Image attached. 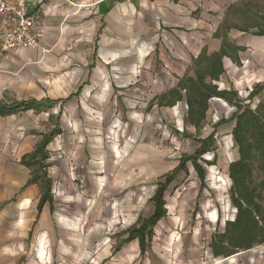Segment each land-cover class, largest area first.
I'll use <instances>...</instances> for the list:
<instances>
[{
	"label": "crops",
	"instance_id": "1",
	"mask_svg": "<svg viewBox=\"0 0 264 264\" xmlns=\"http://www.w3.org/2000/svg\"><path fill=\"white\" fill-rule=\"evenodd\" d=\"M8 1L12 2V0ZM240 1L29 0L27 2L26 9L34 17L35 27L43 32V37L39 46L32 50L20 49L7 54H2L0 51V104L34 102L41 103L42 107L38 111L32 109L5 117L0 116V264L102 263L96 253L106 255L105 252L104 254L100 252L105 248L104 231L102 227H87V217H91L92 213L87 215L85 211L79 210L54 212L50 210L48 203L38 210L41 190L37 184H27L30 170L22 165V158L32 154L41 143L42 136L51 133L58 125L60 133L45 147L48 154L47 176L53 186V176L49 175L48 171L54 169L56 174L67 183L63 187L67 186L68 189L70 167L67 158L72 156L75 150L79 153L90 147L91 154L97 155L98 158L101 157L100 154H104V149L99 147L101 146L99 143L89 142L91 138L101 137L99 124L103 121L110 126L107 133H109L108 139L111 140L110 144H105L107 147L105 153L115 158L118 136L114 137L117 134V131L113 132L117 120L114 119L115 111L112 108L118 102L119 87L130 88L135 81L140 82L138 77L144 74L153 75L155 82H160L157 89L161 92L154 98L174 89L179 79L174 78L163 68L152 66V63L155 66L156 60L161 56L170 58L166 51L161 54L159 41L161 40L160 43L163 45L167 42L174 51L177 46L180 53L184 52L182 46L184 43L197 56L204 49L209 53L207 48H201L199 53L197 52L198 28L210 27L211 35L215 38L214 33L222 22L226 10ZM218 41L217 49L211 53L220 49L221 42ZM148 59L147 66H143V69L138 67ZM190 63L185 62L180 65L187 70ZM158 72L163 73L159 81H157ZM211 102L227 105L219 99H212L209 105ZM177 104L186 109L184 98ZM71 106L74 108L70 109ZM157 108L171 107L157 106ZM71 117H77L72 122L78 125L72 132L69 130ZM81 122L91 124L90 127L95 131L91 130V134L88 135L81 129H86L88 126L79 127ZM229 142L231 144L233 142L231 132ZM90 145H96L97 148ZM128 147H131L130 143H127L122 151L128 154ZM137 147L143 159V154H148L146 159L148 161L149 146ZM233 147L234 144L231 148ZM237 159L236 149L235 156L229 164L222 167L224 178L215 177V167L212 164L199 163L205 174L202 187L199 182V193L204 188L210 187L213 193H218L216 191L221 189L228 194V199L222 194L219 196L221 198L215 197L216 202L213 201L215 205L228 204L230 214L229 217L226 216V222H232L236 215L230 203L231 182L228 167ZM81 203H84V199ZM200 204L199 209L201 210L202 207L201 214L204 219L211 226L215 225L218 221L217 209L211 208L210 201L206 199ZM79 207H82L80 203ZM181 209L186 211V207ZM90 240L95 244L87 247L86 242ZM174 245L175 243L172 247ZM209 245L211 247V244ZM254 248L230 257H215L210 248L212 255L209 254L208 261L211 264H239L241 260L238 258L244 254H252ZM193 256L197 257V254ZM244 264H254V260Z\"/></svg>",
	"mask_w": 264,
	"mask_h": 264
},
{
	"label": "rangeland",
	"instance_id": "2",
	"mask_svg": "<svg viewBox=\"0 0 264 264\" xmlns=\"http://www.w3.org/2000/svg\"><path fill=\"white\" fill-rule=\"evenodd\" d=\"M252 1L259 5L260 11L263 10L260 2L264 0ZM232 21L239 20L237 18ZM198 31L197 52L199 53L201 48H207L208 54H211L217 49L219 41L211 35L210 27H200ZM227 38L232 47L240 50L236 53L230 51L232 59L223 58L224 74L213 84L220 90L236 92L239 101L255 109L258 102L264 103V37H255L232 29ZM160 41L161 54L166 51L170 58L161 56L156 60L155 66L153 63L152 66L163 68L174 78L181 79L185 75L192 77L194 70L191 64L199 55L194 54L185 43L182 45L184 52L180 53L177 46L174 51L167 42L163 45ZM185 62H191L187 70L180 65ZM148 64L149 59L138 67L143 69V66ZM158 74L157 81L163 76L161 72ZM138 80L140 82L135 81L130 87L134 89L119 87L117 90L118 102L112 108L116 116L114 119L117 120L113 132L117 131L118 134L114 135L115 138L118 136L116 141L118 156L115 153V158L112 157L115 160L105 153L107 152L105 144H110L111 140L108 139L107 133L110 126L103 121L99 124L101 137L91 138L89 142L99 143L101 145L99 147L104 149V154H100L101 157L98 158L97 155L91 154L90 147L79 151L83 152L80 155L75 150L72 156L67 158L70 167L68 189L67 186L63 187L67 183L54 169L48 171L49 175L53 176L52 211L79 210L85 211L87 215L92 213L91 217H87V227H102L104 231L105 248L100 252H103L102 254L105 252L106 255L96 253L102 262L100 264H211L208 261L209 254L212 255L209 244L215 235L223 232L226 216L229 217L230 214L228 204L215 205L213 201L216 202L215 197L222 194L228 199V194L221 189L216 191L218 193H213L210 187L199 193L200 183L190 162L186 163L184 171H178L165 189L162 219L154 227H147L142 234L137 230L149 220L154 211L152 198L157 183L164 182L165 177L178 167L182 157L193 156L200 147L199 141L211 134H214L212 145L200 157V162L205 165L207 162L208 165L212 164L215 167V177L224 178L222 167L229 164L236 153L235 147L231 148L233 142L232 144L229 142V134L234 124L230 118L235 110L227 105L211 102L206 119L201 129L197 131L186 123L184 106L175 104L171 108H157L160 97H154L161 92L157 89L160 82H155L153 75L141 74ZM254 90L258 91L257 96L250 99L249 93ZM260 114L264 119V109ZM75 119L77 117H71L70 132L75 131L74 127L78 126L72 122ZM80 126H85L86 129H81L88 135L91 134V124L81 122ZM127 143L131 145L128 147V154L122 151ZM138 145L149 146L148 161L146 160L148 154H143L144 159L139 155ZM90 146L97 148L96 145ZM257 166L258 161L255 159L253 163L255 186L264 182V176L258 171ZM206 183L208 184V181ZM258 192L263 197L264 205V189L259 188ZM204 199L209 200L211 208L218 211V221L215 225L207 223L201 214L202 207L201 210L199 208ZM79 203L82 207H79ZM181 207H186V211ZM211 218L214 219L212 216ZM131 231H135V234H131ZM92 241L86 242L87 247L95 244ZM195 253L197 257L193 256ZM238 259L241 260L239 264L253 260L254 264H264V245L254 248L252 254H244Z\"/></svg>",
	"mask_w": 264,
	"mask_h": 264
},
{
	"label": "trees",
	"instance_id": "3",
	"mask_svg": "<svg viewBox=\"0 0 264 264\" xmlns=\"http://www.w3.org/2000/svg\"><path fill=\"white\" fill-rule=\"evenodd\" d=\"M253 2L252 0H241L226 10L222 22L214 33V37L221 42L220 49L211 54L204 50L191 64V68L194 70L193 76L185 75L179 79L174 89L158 98L159 107H173L184 98L186 123L197 131L201 129L205 121L206 113L210 108L209 102L212 99L222 100L235 110L230 118L231 121H234L231 137L234 147L237 149L238 159L230 163L228 176L231 182L230 203L235 209L236 215L232 222L225 223L223 232L213 238L211 249L215 257H230L264 245V205L262 204L263 197L258 192L259 188L264 189V182H260L258 186L253 184L255 159L258 161V171L264 176V119L260 114L264 109V103L258 102L256 108L252 109L249 105H244L243 101L238 100L236 92L220 90L213 84L224 74L223 58L232 59L230 51L236 53L240 50L228 43L227 35L230 30L234 29L255 37H264V1H258L263 7L262 11L259 10V5ZM237 18L238 22L232 21ZM257 93V90L250 92L249 98L253 99ZM40 107H42L41 103L34 102L0 104V116L5 117L32 109L38 111L41 110ZM57 127L51 133L43 135L36 150L32 154L24 156L21 161L22 165L30 170V179L27 184H37L40 187L41 197L38 210L45 203L50 205L51 211L53 210L52 183L47 176L48 164L45 162L48 159V154L45 147L60 133ZM213 137L214 134H211L206 139L200 140V147L193 156L182 157L178 167L165 177L164 182L157 183V189L152 198L154 211L149 220L137 230L139 234H142L149 226L154 227L162 219L165 189L176 177L178 171L185 170L187 162L191 163L201 187L203 186L205 174L199 164L200 157L211 147ZM131 234H135V231H131Z\"/></svg>",
	"mask_w": 264,
	"mask_h": 264
},
{
	"label": "built area",
	"instance_id": "4",
	"mask_svg": "<svg viewBox=\"0 0 264 264\" xmlns=\"http://www.w3.org/2000/svg\"><path fill=\"white\" fill-rule=\"evenodd\" d=\"M29 0H0V51L2 54L20 49H35L43 37L35 19L26 9Z\"/></svg>",
	"mask_w": 264,
	"mask_h": 264
},
{
	"label": "bare ground",
	"instance_id": "5",
	"mask_svg": "<svg viewBox=\"0 0 264 264\" xmlns=\"http://www.w3.org/2000/svg\"><path fill=\"white\" fill-rule=\"evenodd\" d=\"M228 210V209H227Z\"/></svg>",
	"mask_w": 264,
	"mask_h": 264
}]
</instances>
